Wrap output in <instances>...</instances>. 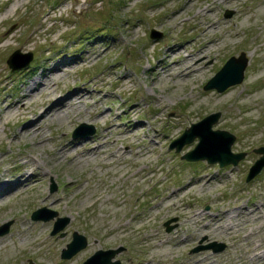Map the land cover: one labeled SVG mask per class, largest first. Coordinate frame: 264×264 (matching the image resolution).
Listing matches in <instances>:
<instances>
[{"label":"rangeland","instance_id":"374dc122","mask_svg":"<svg viewBox=\"0 0 264 264\" xmlns=\"http://www.w3.org/2000/svg\"><path fill=\"white\" fill-rule=\"evenodd\" d=\"M185 1L0 0V94L5 89L4 75L11 78L5 90L14 99L18 87L25 89L23 80L31 81L40 73L46 56L55 61L72 59L83 49L89 50V58L79 59L78 67L28 105L35 109L51 91L65 93L75 86L91 91L75 119L47 124L45 143L36 149L37 137L14 139L12 134L23 124L19 117H9L5 126L0 118V173L12 172L18 162L30 165L29 159L32 165L27 172L34 171L38 177L34 186L22 189L0 206V226L10 223L8 231L0 235L4 239L0 264H82L97 250L118 247L123 250L114 260L120 264H264L263 258L257 262L253 257L264 254L263 220L246 216L257 205L264 206V167L246 181L249 168L260 157L254 150L264 147V99L247 95L249 88L257 92L264 85V76L260 77L264 71V17L258 14L261 0H192L177 18L167 22L172 10ZM206 5L214 7L212 14L197 12ZM226 11H232L230 17H225ZM212 21L219 22V29L202 32L201 26ZM152 30L161 35L151 37ZM12 31L15 37L3 40ZM213 37L220 44L210 47L207 41ZM5 42L10 45L3 49ZM170 43L183 45L184 50L179 56L166 57L170 73L158 79L160 69L154 73L151 68L164 58ZM17 49L22 54L32 53V59L26 67L11 70L6 61ZM241 53L247 59L243 80L223 92L205 90L204 85L227 59ZM186 54L193 56L187 58ZM193 61L191 73L178 75ZM251 75L257 80L248 86ZM123 76L128 78L121 84ZM231 92V98L217 102ZM100 93L106 96L96 104ZM244 99L250 102L241 105ZM135 103L136 112L128 114ZM249 104L255 109L245 113L243 108ZM99 110L112 113L101 120L90 115ZM215 113L219 117L212 129L234 135L231 151L245 154L236 166L183 159L198 143L197 137L179 152L169 149L192 124ZM82 123L92 126L94 132L89 134L86 128L81 130L86 135L73 137ZM132 123H137L138 129ZM125 129L133 130L126 140ZM108 131L104 156L70 165L66 157L54 155L64 141H88ZM23 151L29 154L27 158H17ZM52 183L54 191L50 190ZM41 207L57 215L33 220L32 212ZM224 210L232 211L220 223L228 224L229 217L239 225L226 231L219 228L209 236L205 223L216 213L223 215ZM59 217H68L69 222L52 235ZM170 219L172 229L166 231L165 222ZM31 224L34 229L21 233ZM73 232L83 235L87 245L63 259L61 251L71 242ZM24 236L29 242L43 241L44 258L17 249ZM213 242L222 243L223 250L193 252ZM259 242L261 247L252 252ZM49 254H54V260Z\"/></svg>","mask_w":264,"mask_h":264},{"label":"bare ground","instance_id":"6f19581e","mask_svg":"<svg viewBox=\"0 0 264 264\" xmlns=\"http://www.w3.org/2000/svg\"><path fill=\"white\" fill-rule=\"evenodd\" d=\"M221 1V0H219ZM192 2V0H186L185 3L178 9L172 10V12L169 14L168 19L166 20L171 21L174 18H177L189 5V3ZM19 4V1L14 5ZM259 8H258V14L262 17H264V0H261L259 2ZM12 9H9L4 16H6ZM203 12L204 15L212 14L214 12V7L210 5H206L202 8V10H198L197 12ZM7 18V17H5ZM4 18V19H5ZM219 22L218 21H212L208 22L207 25H202L201 26V31L202 32H211L213 33L217 29H219ZM3 40H8V39H13L15 37L14 31H12L10 34H5ZM207 44L210 45V47L218 46L220 44V40L216 37L211 38V40L207 41ZM9 43H4L3 44V49L9 47ZM98 44H94L92 46L93 54L95 53L96 46ZM184 50L183 45H177L175 43H170L165 47V54L164 58H162L159 63L155 64L152 68L151 71L156 73L157 68L160 69V73H158L157 78L159 79L160 77H165L168 76V73H170V69H168V60L166 57H172L173 55H180ZM89 50L83 49V51L80 53L79 57L72 58V59H61V60H54L52 56H46L45 60L43 63H41V71L38 73V75L32 79L31 81H26L25 79L23 80L22 87H18L19 94L16 96L14 99L12 98V95L6 92V88H8L9 81H11V78L9 75H4L2 78L3 86L2 88H5L0 94V118L3 117L4 120V126L8 123V118L15 115V117H19L20 120L23 121L22 127L19 131H15L12 135L14 139H20L23 138V136L29 137V138H34L37 137V142L34 145L36 149L37 146H43L45 143L44 139V134H45V128L48 123H52L54 121H60L62 119H66L68 121H72L75 119L79 114L81 110V104L85 106V102L88 99V97L91 96V91H88L85 87L81 86H75L73 89L71 88L70 90L66 91L65 93H57L56 91H51L50 93L45 95V99L40 102L35 109H32L29 107L28 102L36 97L37 95L44 93L46 91H50L51 87L56 83V81L72 71L74 67H78V60L80 61H85L87 58H89ZM163 56V55H162ZM193 55L186 54L185 57L191 58ZM190 60V59H189ZM173 63V62H172ZM171 63V64H172ZM193 65L194 61L189 64L188 66H184L182 69V73L178 75H184L187 76L191 71L193 70ZM264 76V71L261 74L260 77ZM128 76H123L121 79V84H124ZM257 80V77H253L252 75L249 76V78L246 81V84L252 85L254 81ZM250 98L252 99H257V100H263L264 99V85L262 89L259 91L255 92L254 88H249L248 89ZM101 98L95 100L96 104H99L100 101H103V97L106 96V94L100 93ZM232 92L227 94L225 98L220 99L217 101L218 103L224 102V100L231 98ZM247 99H244L241 101V105L248 104ZM92 108V107H87V109ZM138 108V105L135 103L133 107L130 108V113L128 114H133L136 112V109ZM244 112H251L255 109V105L249 104L244 106ZM36 110V112H34ZM111 112V110H109ZM109 112H103L101 110L97 111L95 114L91 112V116L93 118H100L101 119H106L107 115ZM112 113V112H111ZM123 113L127 115V112L123 110ZM101 114V115H100ZM100 115V116H99ZM99 116V117H98ZM5 117V118H4ZM133 124V123H132ZM133 125H136L135 129H138L137 123H134ZM134 129V130H135ZM112 130V129H111ZM126 136L125 140L129 138V134H131V129H125ZM110 131L105 135L103 132L100 134L96 135L95 137H92L90 140H84V141H75V140H70V141H64L62 142L54 151V155L58 156V159H61L62 157H66L68 160V164L72 163H79L81 160H87L91 158H95V156L100 157L104 156L107 154V151L104 149L107 146L105 145V142L108 141L109 139L107 138L110 135ZM105 138V139H104ZM104 141V142H102ZM91 142H96V145L93 147H90L89 145ZM33 146V147H34ZM143 154L142 152H140ZM137 152V155L140 154ZM21 155V156H19ZM25 151L19 152L17 158L23 157L27 158L28 156ZM26 162H29L30 165H32V162L27 159ZM28 163L26 165H23L22 163L18 162L15 164L16 168L12 172H4L0 173V206H3L4 203L11 198L14 195H17L22 189L27 188L28 186H34L35 183L38 181L37 174L33 171L28 174L27 170L28 167L30 166ZM30 168V167H29ZM132 176V175H131ZM201 179H198L200 181ZM196 181V182H198ZM49 196H47L48 198ZM46 200V199H45ZM261 204L257 205L255 208L248 210L246 213V216L249 217L250 219L252 218H257V219H262L263 223L260 225H264V211L262 212V209L264 206H260ZM232 210H224L221 212V216H219V213H216L215 215H212L210 217V221L206 222V227H207V234L209 236H212L217 230L226 229L228 230L231 227L238 226L239 223L237 222L236 224H233L230 222V220L227 218L228 224H222L220 223L221 219L231 213ZM253 216V217H252ZM232 217H235V215H232ZM44 225L42 224L43 227ZM30 229H34V225H28L27 229L24 228L25 232L21 233H26V231H29ZM246 234V236H248ZM26 236L21 238L19 241V244L17 246V249L19 251H24L26 255H37V256H42L43 258L45 257V251L43 250V241L42 240H32L31 242L26 241ZM3 238H0V243L3 242ZM32 244V245H30ZM33 245H36V248L33 247ZM262 243H255V246L253 247V251H256L259 247H261ZM49 247H53L51 244ZM30 249H33L30 251ZM166 253H169L167 250ZM24 255V253L22 254ZM264 256V254H262ZM260 253L254 254V258L258 262L261 258L264 259ZM48 257L51 260H54L55 256L54 254L51 255L49 254ZM253 259V258H252ZM44 260V259H43ZM42 263V260H40ZM51 264V263H50ZM52 264H61L60 261H54ZM206 264H211L210 262Z\"/></svg>","mask_w":264,"mask_h":264},{"label":"water","instance_id":"95a60500","mask_svg":"<svg viewBox=\"0 0 264 264\" xmlns=\"http://www.w3.org/2000/svg\"><path fill=\"white\" fill-rule=\"evenodd\" d=\"M231 14L232 11H226L225 17H230ZM160 35L161 33L155 30H152L150 34L151 37H157ZM21 59L23 61H20ZM31 59L32 53L28 52L26 54H22L20 50L17 49L8 57L6 63L11 70H18L26 67ZM246 65L247 59L243 53H241L238 58L234 56L230 57L215 73V75L204 85V89H215L217 92H223L228 87L239 84L243 80ZM218 117L219 113L211 114L199 122L192 124L190 128L185 130L179 138L175 139L169 145V149H175L176 152H179L185 144L191 143L197 137L198 143L191 151L182 156L183 159L190 162L206 160L209 164L218 163L220 167L229 164L236 166L238 162L244 158L245 154L233 153L231 151V146L235 140L234 135L225 130L212 129V125L218 120ZM86 128H89V134L94 132V128L92 126L82 123L73 131V137L86 135L87 133L84 134V131H81ZM254 152L260 154V157L249 168L246 181L254 178L264 167V147H259L258 149H255ZM55 189L56 187L54 183H52L50 190L54 191ZM56 215L57 213L55 211H51L47 207H41L32 212L31 218L33 220H50ZM171 221H173V219L165 222L166 231H170L172 229V226L169 225ZM68 222V217H59L53 225L51 234H56L64 229ZM9 225L10 223H6L3 226H0V235H3L8 231ZM86 245V238L78 232H73L71 242H69L61 251V258L69 259L78 251L85 248ZM208 248H211L213 252H219L223 250L224 245L222 243L213 242L205 247L199 246L195 248L193 252ZM122 250V247H118L116 249L97 250L82 264H120V262L118 260H114V258L115 255ZM29 264L33 263L30 261Z\"/></svg>","mask_w":264,"mask_h":264}]
</instances>
